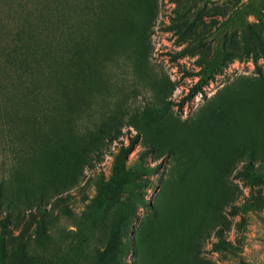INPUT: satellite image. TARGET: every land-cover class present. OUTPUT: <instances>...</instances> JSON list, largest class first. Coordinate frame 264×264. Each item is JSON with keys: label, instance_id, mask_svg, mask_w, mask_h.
Returning a JSON list of instances; mask_svg holds the SVG:
<instances>
[{"label": "rangeland", "instance_id": "1", "mask_svg": "<svg viewBox=\"0 0 264 264\" xmlns=\"http://www.w3.org/2000/svg\"><path fill=\"white\" fill-rule=\"evenodd\" d=\"M0 219V264H264V0H0Z\"/></svg>", "mask_w": 264, "mask_h": 264}, {"label": "trees", "instance_id": "2", "mask_svg": "<svg viewBox=\"0 0 264 264\" xmlns=\"http://www.w3.org/2000/svg\"><path fill=\"white\" fill-rule=\"evenodd\" d=\"M247 53H250L252 51L250 45L247 44L245 47ZM256 53H254L255 55ZM229 56V52L223 48H218L217 52L214 56L210 58H206L201 60V67L197 71L199 74V77L197 81L190 87L189 92L184 96V99H190L193 96H195L198 92L203 90V86L208 83V81L212 78L213 73L217 71L221 66L223 65L225 59H227ZM140 138V133L137 132L134 136L131 137L130 145L135 144ZM125 152V148L122 147L119 152V159L115 161V166L119 171L123 169V160H121L122 155ZM136 197L139 198V200H143V198L140 196V194L136 193ZM0 225L3 230V236L6 235L5 233V226L3 220L0 219ZM40 234V233H39ZM41 235V234H40Z\"/></svg>", "mask_w": 264, "mask_h": 264}]
</instances>
